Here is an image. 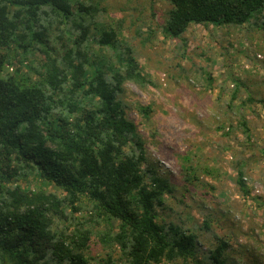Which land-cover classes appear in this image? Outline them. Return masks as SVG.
Returning <instances> with one entry per match:
<instances>
[{
    "label": "trees",
    "instance_id": "1",
    "mask_svg": "<svg viewBox=\"0 0 264 264\" xmlns=\"http://www.w3.org/2000/svg\"><path fill=\"white\" fill-rule=\"evenodd\" d=\"M168 2L171 39L191 24L264 31V0ZM102 11L100 0H0V264H225L226 241L200 255L193 230L158 221L172 187L146 165L120 96L125 83L152 80L122 43L121 21L102 23ZM253 102L264 108L235 86L225 107L264 155ZM243 165L234 179L248 195Z\"/></svg>",
    "mask_w": 264,
    "mask_h": 264
},
{
    "label": "rangeland",
    "instance_id": "2",
    "mask_svg": "<svg viewBox=\"0 0 264 264\" xmlns=\"http://www.w3.org/2000/svg\"><path fill=\"white\" fill-rule=\"evenodd\" d=\"M100 6L102 23L121 21L122 43L152 80L143 87L127 82L120 96L143 140L146 165L172 187L158 221L193 230L200 255L224 240L225 264H264V155L247 147L225 107L235 86L241 97L264 99V31L254 24H191L183 40L171 39L162 29L168 0ZM247 118L259 145L264 108L250 103ZM237 162L245 166L248 195L235 183ZM100 250L92 238L91 254Z\"/></svg>",
    "mask_w": 264,
    "mask_h": 264
}]
</instances>
